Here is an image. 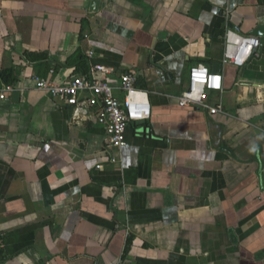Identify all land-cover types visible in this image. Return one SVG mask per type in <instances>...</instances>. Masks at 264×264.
<instances>
[{"label": "crops", "instance_id": "0c3cea01", "mask_svg": "<svg viewBox=\"0 0 264 264\" xmlns=\"http://www.w3.org/2000/svg\"><path fill=\"white\" fill-rule=\"evenodd\" d=\"M91 1L0 0V264H264V35L222 61L228 28L264 27V0ZM198 63L222 77L219 112L179 104ZM94 64L117 97L125 73L148 96L121 148L98 101L35 80Z\"/></svg>", "mask_w": 264, "mask_h": 264}, {"label": "built area", "instance_id": "2783aa9c", "mask_svg": "<svg viewBox=\"0 0 264 264\" xmlns=\"http://www.w3.org/2000/svg\"><path fill=\"white\" fill-rule=\"evenodd\" d=\"M227 34H235L237 40L225 39L222 61L241 66L259 47V37L242 33L237 26L228 28ZM88 54L90 56L92 52ZM106 72L107 69L103 65L94 64L86 74L74 75L62 83L38 77L35 80L40 89L52 97L63 99L67 104H86L87 101L81 99L83 94L89 96L90 102L98 101L101 110L97 121L104 125L109 144L121 148L125 144L124 133L128 124L148 119L151 110L147 93L135 86V77L132 73L121 74L119 90L122 97H117L115 88L105 79ZM221 88V75L211 72L204 64L198 63L189 70L188 88L179 96V104L181 106L197 105L206 108L210 113L219 112L221 106H209L205 98L209 91L221 90ZM9 90L11 86H4L0 92V98H3L5 92ZM111 160L114 161V158Z\"/></svg>", "mask_w": 264, "mask_h": 264}, {"label": "water", "instance_id": "95a60500", "mask_svg": "<svg viewBox=\"0 0 264 264\" xmlns=\"http://www.w3.org/2000/svg\"><path fill=\"white\" fill-rule=\"evenodd\" d=\"M99 5H100V0H92L91 5H90V11L96 12L99 8ZM253 35L263 37L264 27L263 26L258 27L256 30L253 31ZM262 39L263 38H259L260 44H262ZM211 72L216 73V71L214 69Z\"/></svg>", "mask_w": 264, "mask_h": 264}, {"label": "trees", "instance_id": "16d2710c", "mask_svg": "<svg viewBox=\"0 0 264 264\" xmlns=\"http://www.w3.org/2000/svg\"><path fill=\"white\" fill-rule=\"evenodd\" d=\"M1 75L6 83H9L10 81H12V78H10L11 72L9 70H4Z\"/></svg>", "mask_w": 264, "mask_h": 264}, {"label": "clouds", "instance_id": "9594fccd", "mask_svg": "<svg viewBox=\"0 0 264 264\" xmlns=\"http://www.w3.org/2000/svg\"><path fill=\"white\" fill-rule=\"evenodd\" d=\"M198 78L202 79V77H198Z\"/></svg>", "mask_w": 264, "mask_h": 264}]
</instances>
